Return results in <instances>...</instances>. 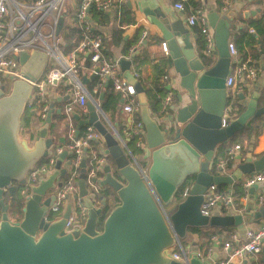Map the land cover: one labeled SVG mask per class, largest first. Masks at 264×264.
<instances>
[{"label": "water", "instance_id": "water-1", "mask_svg": "<svg viewBox=\"0 0 264 264\" xmlns=\"http://www.w3.org/2000/svg\"><path fill=\"white\" fill-rule=\"evenodd\" d=\"M137 1L146 11L148 19L161 28L182 88V92L177 94V104L172 106V110L176 111L175 117L162 129L150 114L143 86L130 70H126L131 61L120 60L125 77L135 85L142 105L141 118L147 129L145 156L151 161L148 176L155 193L140 169L130 162L118 139L100 120L94 104L89 100V117L84 119L76 113L75 118L79 126L94 125L104 135L107 143L105 153L110 154L114 162L100 169L102 179L93 178L99 185L98 190L89 187L86 159L82 162L77 182L79 192L75 198L82 197L88 208L85 225L81 229L65 231L71 203L61 218L45 221L51 203L47 195L60 184L57 183L58 177L66 174L67 168L62 167V159L68 153L71 155L72 151L61 155L55 170L39 184L33 185L31 194H24L22 218H10V205L5 202L6 192H14L15 182L26 184L29 171L48 155L53 142L49 134L55 99L50 103L46 121L36 126L37 137L33 144L20 133L22 117L34 89L29 81L41 77L48 60L43 51L37 50L32 54L23 51L19 59L25 79H13L8 94L0 88V264H184L173 260L170 254L175 251L177 242L187 237L190 228H243L245 216L251 222H258L264 217V205L257 210L248 209L245 216H206L200 209L204 193L210 185L223 184L232 188L233 183L243 175L264 167L260 161L252 163L251 156L240 162L242 155H237L235 159L239 164L230 173L227 168H214L217 146L241 130L250 117L262 111L257 109L258 96L253 94L247 102L246 94L239 93L238 98L245 110L238 119L222 127V118L230 101L226 89L232 62L228 46V18L221 17L217 12L209 14L211 26L216 31L218 54L215 62H209L204 55L196 53L190 40V30L174 16L173 8L162 0ZM241 11L245 17L250 16L251 11L244 10V1H237L227 17L235 18ZM63 27L64 17L59 30ZM135 56L136 53H133L132 58ZM95 78L96 73L90 77ZM88 81L84 78L83 83ZM68 97L57 99L67 100ZM190 177H193L190 195L168 214L176 195ZM257 186L250 187L249 192L254 194ZM108 191L116 193L119 203L100 227L104 210L112 202V195H105ZM94 192L101 197L99 206L90 196ZM211 258L216 260V255ZM191 264H212V260H202L195 254Z\"/></svg>", "mask_w": 264, "mask_h": 264}, {"label": "built area", "instance_id": "built-area-1", "mask_svg": "<svg viewBox=\"0 0 264 264\" xmlns=\"http://www.w3.org/2000/svg\"><path fill=\"white\" fill-rule=\"evenodd\" d=\"M67 0H0V88L5 94L12 87L13 79H25L22 73V63L19 59L23 51L30 54L39 50L47 54L48 60L46 68L41 77L36 81H29L33 86L32 97L27 103V109L36 114L39 125H42L48 116L50 103L58 87L63 86L65 96H69L64 106L65 139L63 143L53 141L49 148V153L32 170L29 171L27 182L22 189V193L32 191V186L39 184L46 179L56 168V164L64 152L72 151V154L62 159V167H67V172L59 176L55 198L45 215L46 222L58 220L67 210L69 203L72 204L71 212L67 218L65 231L71 232L81 229L88 217V208L82 197L75 198L79 192L78 180L82 170V162L86 159V178L91 189L98 190L99 185L93 178L102 179L100 169L104 168L108 159L97 146V141L104 138L102 133L91 124L84 125L81 131L75 114L79 113L86 119L89 114L88 101L91 97L90 91L84 85L82 72V59L86 54L89 57L88 73H96L98 82L94 86V93L100 94L103 87L108 85L109 90L119 93L124 97L122 104L123 112L130 114L133 119L129 127L125 129V134L132 140L133 148L127 144L128 141L120 137L121 142L127 150L130 162L136 165L145 176L146 181L152 188L148 176V168L143 164L150 165V158L145 156L147 146V131L143 120L135 116L140 109L137 99L135 85L130 83L119 73L118 60L111 58L105 52L104 37L99 32L93 22V10L97 12H109L115 7H121L126 0H80V3L71 13L65 10ZM189 0H178L175 7L184 10L185 2ZM228 2V0H226ZM229 7H223L227 12ZM64 17V25L69 23L77 27L80 41L72 50L66 51L63 48V37L59 25ZM190 26H198L205 39V53L212 56L216 49L215 35L211 30L206 13L201 8L192 9L187 16ZM255 31L254 27L249 28V33ZM144 32L142 39L146 36ZM229 50L233 57H237L239 52L234 41H230ZM161 47L165 55H169L170 49L167 41H162ZM133 50H131V53ZM251 59H245L237 63L228 73L226 78V88L232 92L237 89L243 90L247 82L257 78L260 68L251 63ZM136 76H139L136 74ZM12 77V78H11ZM162 83L170 82L168 74L162 76ZM10 81V83H7ZM61 88V90H63ZM60 90V91H61ZM238 90V91H239ZM235 96V94H233ZM230 96V101H232ZM235 98V97H234ZM99 113H103V108L99 97H92ZM229 101V102H230ZM174 102V92L169 89L161 97L160 114L163 120L169 122L173 119L171 107ZM232 110V106L228 107ZM225 113V112H224ZM229 124V116L226 114L222 118V127ZM37 133L32 130L27 131L26 138L30 144L36 141ZM122 145V144H121ZM87 149V150H86ZM241 145L236 144L227 148L226 158L218 162L217 169L227 168V161L234 159ZM143 157L144 162L139 158ZM70 162V163H69ZM122 183L124 180L118 178ZM264 183V168L252 174H247L241 178V186L245 193L241 196L240 202L243 205L255 204L258 208L264 204V191L254 194L248 193L249 188ZM192 184L186 185L182 191V196L186 199L190 195ZM155 193L154 189L152 188ZM90 196L95 201L96 206L101 204V197L98 193H91ZM70 200L69 203H67ZM237 197L233 189H221L219 185H210L204 193V200L201 204V213L212 216L216 208L236 207ZM238 242L235 244V242ZM227 250V257L219 264H243L245 258H251V264H260L257 261L258 255L264 249V221L258 226L251 227L245 232V240L240 242L239 233L233 231L230 239L224 243ZM197 255L202 260L211 257L210 250H193V246L185 245L184 240L178 241L175 251L171 252V258L191 264V259Z\"/></svg>", "mask_w": 264, "mask_h": 264}, {"label": "crops", "instance_id": "crops-1", "mask_svg": "<svg viewBox=\"0 0 264 264\" xmlns=\"http://www.w3.org/2000/svg\"><path fill=\"white\" fill-rule=\"evenodd\" d=\"M162 1H164L168 7L173 8L174 16L178 20H181L183 24L190 30V40L195 48L196 53L200 55H204L203 57L206 61L215 62L218 59L217 45L215 52L212 56L205 55V48H206L205 39L202 33L200 32L199 27L190 26L187 22V16L188 14L191 13L192 9L194 8H201L206 13L211 30L214 33V35L216 31L211 26L209 14H213L214 12H217L220 14L221 17L228 18L230 24L229 42L234 41L239 52L237 57H233L231 55L232 62L229 71L237 63L248 58L252 60L251 63L253 65L260 68V72L257 78L253 81L247 82V84L243 87V90L237 89L236 92H232L226 88L229 97L235 94L233 98L231 97L232 101L228 102V105L224 113L225 116L226 114L229 116V123L238 119L240 114L245 110V107L238 98L239 93L246 94L247 102L250 100L253 94L258 96L257 109H262V111L258 115L250 117L241 130L237 131L232 137H230L224 143H221L217 146L214 155V160L216 158L219 161L221 159H225V157L221 156L220 153L222 151L227 152L228 147L239 144L241 145V149L237 151L236 156L242 155V161L240 162H244L249 156H251L252 163L260 161L261 162L260 164H263L264 166V33H262V29L260 32L258 31V28L253 26V22L255 21L264 22V0H228V2H226V0H189L185 2L184 10H180L175 7V3L178 0H162ZM237 1H244V10H250L251 11L250 16L245 17L244 12L241 11L235 18L227 17L228 12L231 10V8L235 5ZM79 3L80 0H70L69 3H67L66 1L65 7L71 6V11L68 13L73 12ZM195 3L199 5L195 6ZM225 6L229 7L227 12L223 11V7ZM148 10L150 12H154L152 9L148 8ZM93 22L96 24L99 32H101L104 37L105 52L111 58L118 60L119 73L124 78L126 77L122 65L120 63V60L124 58L126 60L131 61L129 67H127L126 70H130L131 73L134 75V77L143 86L144 91L148 97V106L151 116L159 123L162 129H165L167 127V122L163 120L164 117L163 115L160 114V111L152 112V110H150V104H149L150 99L147 92V88L152 92L157 91L158 93L157 92L156 93L158 95V98H161L165 94L166 90L171 89L174 92L173 105L177 104V94L179 91L182 92V88H180V76L176 72L173 59L170 56V52L169 55L166 56L162 50L161 43L162 41H167V40L164 38L161 28L156 23L148 19L146 11L141 9V6H139L137 0H126L123 6L115 7L112 11L99 12L96 15L93 14ZM251 27L257 29L256 32L253 33L252 35L249 33V28ZM144 32H147L146 36L140 42L141 38L144 35ZM131 50H133L132 53ZM133 53H136L134 59L132 58ZM140 60L142 61L140 62ZM87 61L88 62H86V59H84L83 57L82 59L83 68L81 72V78L82 81L84 80V78H88L89 81L84 85L90 91V84L93 81V79H90L92 74H89L87 69L89 64V58L87 59ZM164 67H166L165 70L163 69ZM136 74H138L139 76H136ZM164 74H168L171 77L170 82L162 83L161 78ZM62 87L63 86H59L58 87L59 92H56V94L53 96V99H55V107L52 114V122H56L58 120L59 118L58 114L60 115L63 112L64 106L67 103V100L57 99L58 97L65 96L64 88ZM157 87H162L165 89L164 91L160 92L158 91ZM61 88L63 90H61ZM93 92H94V87H93ZM103 92L105 94L101 99V95ZM111 93L114 92H111L109 90L108 85H106L101 89L100 97H99L101 106L103 99L106 96H109ZM114 94H119V93H114ZM92 97L95 96L91 93V97L89 100H91L92 103L94 104ZM136 97L140 104L138 93ZM123 102H124V97L121 96V101L119 102V104H117L115 110H111L110 112H105L103 109V113H100L99 116H100V120L108 128L109 132H111L118 139L120 145L122 144L121 146L127 155L128 153L126 148L124 147L123 143H120L121 142L120 137L128 141L127 144H129V146L133 148L132 140H129L125 134V129L130 126L133 117L130 114L123 112L122 110ZM229 105L232 106L233 108L232 110L228 108ZM59 109H61V112H59ZM141 109H142V105L140 104V109L135 113V116L141 118ZM175 112L176 111L172 110L171 107V113L173 114V119L175 117ZM64 125L65 122L63 121L58 131H54L50 127L49 136L56 143L64 142L65 139ZM36 126H39L37 116L32 119V126L29 129H26V132L29 130H32V132L36 131ZM96 143L98 149L107 156L108 162L107 164L104 165V167L107 166L108 164H113L114 159L112 158V156L110 154L105 153V150L107 149V143L105 137L98 140ZM67 156L69 157L70 154L68 153L66 157ZM238 164L239 161L234 158L233 165L229 167L227 166V172L230 173L238 166ZM254 172L256 171H253L250 174ZM100 175L102 177V174ZM236 185L242 188L244 194L245 190L241 186V179L235 181L232 185V188H230L227 185H225L224 188L233 189L234 193L236 194V197H238L236 193ZM260 191H264V183L258 185L255 190V192L257 193H259ZM248 193L250 192L248 191ZM241 196L238 199L241 208H239L237 204L236 207L229 208L228 210L224 209L223 207H219L216 208L214 214H243L245 216L246 211L248 209H254V210L258 209V206L252 203L243 205L240 202ZM69 202L70 200L67 203ZM263 221H264V217L261 218L260 221L258 222L255 221L251 222L246 220V216H245L243 228H240L238 226L226 227V229H221L222 227L219 226L205 228L210 233L215 232L213 233L212 236V240L215 241V243L214 246H212L211 248L200 247V244L202 243L200 240V236L198 233L192 231L190 232L189 237L184 242L185 245L193 246V250L200 249L207 251L211 249V257L213 254H215L216 260H213L211 257L206 260H212V264H219L220 261L225 259L228 255L227 250L224 249V243L230 239V234L233 231L239 233L240 242H243L245 240V232L247 230V227L258 226ZM237 243L238 242L236 241L235 244ZM251 261H252L251 258H245L243 264H251L252 263ZM257 261L260 262V264H264V249L258 255Z\"/></svg>", "mask_w": 264, "mask_h": 264}, {"label": "trees", "instance_id": "trees-1", "mask_svg": "<svg viewBox=\"0 0 264 264\" xmlns=\"http://www.w3.org/2000/svg\"><path fill=\"white\" fill-rule=\"evenodd\" d=\"M199 4L195 3V6H198ZM93 14H97L99 12L93 10L92 11ZM253 26L258 28V31L261 32L262 29V33H264V22H253ZM257 29H255V31L253 33L256 32ZM78 29L75 26L70 25L69 23H66L64 25V27L61 30V34L63 37V48L68 52L70 50H72L75 46H77V44L80 41V37L77 33ZM253 33H250L251 35ZM243 41V40H242ZM130 49V48H129ZM89 57L85 54L84 55V59H87ZM142 60H140L141 62ZM166 66V65H163ZM162 66V67H163ZM161 67V68H162ZM166 67H164L163 69L165 70ZM98 82V78H96L95 80H93L90 84V91L91 93L95 96V97H100V94H96L93 92V87L94 85ZM158 91L162 92L164 91L165 88L162 87H157ZM147 92L149 95V99H150V110H152V112H157L160 111V107H161V98H158V95L156 92H152L147 88ZM121 101V95L120 94H114L111 93L109 96H106L103 101H102V108L104 109L105 112H110L111 110H115L117 104H119V102ZM36 117V114L33 113L31 110L26 109L23 117H22V126H21V135H25L26 129H29L32 126V119ZM58 120L56 122H52L51 124V128L54 131H58V129L60 128L62 122L64 121V113L62 112L60 115L58 114ZM85 129V126H81V131H83ZM226 152L222 151L220 153L221 156H224L226 158ZM218 159L216 158L214 160V168L217 169V164H218ZM233 165V159H229L227 161V166H232ZM193 180V177H190V179L186 182V184L180 189V191L178 192V194L176 195L175 198V202H174V206L168 210V214H171L173 210H175L178 206V204L180 202H182L184 200L183 196H182V191L185 188L186 185L191 184V181ZM15 189L14 192L11 193L9 190L6 192L5 194V202L7 204L10 205L9 207V215L10 218L12 220H19L22 218L23 215V206H24V201H25V197L22 194V189L24 187V185H22L19 182H15ZM219 187L221 189H224L225 185L221 184L219 185ZM112 195V202L106 207V209L104 210V213L101 217V226L103 224V221L105 220V218L107 217V215L109 214V212L112 210V208H114L118 203H119V198L117 197L115 192L112 191H108L105 192V195L108 194ZM236 193H237V205L239 208H241V206L239 205L238 199L239 197L243 194V190L240 186L236 185ZM0 217H1V207H0ZM221 229H226V227H222ZM190 231L192 232H196L199 234L200 236V240H201V244L200 247H206V248H211L212 246H214L215 241L212 240V236L213 233H210L208 230H206L205 228H198V227H192L190 228ZM225 240V238H224Z\"/></svg>", "mask_w": 264, "mask_h": 264}, {"label": "rangeland", "instance_id": "rangeland-1", "mask_svg": "<svg viewBox=\"0 0 264 264\" xmlns=\"http://www.w3.org/2000/svg\"><path fill=\"white\" fill-rule=\"evenodd\" d=\"M70 2V0H67V3H69ZM68 5V4H67ZM65 10H67V12H70L71 11V6H66L65 7ZM7 83H10V81H8ZM6 88L8 89V91L10 92V88L8 87V86H6ZM64 133H65V131H64ZM63 133V134H64ZM26 134H27V132H25V135H23L22 137H25L26 138ZM139 160H140V162H144V159H143V157L141 156L140 158H139ZM145 167H147L148 168V166L149 165H147V164H143ZM190 230L188 231V235H187V237L184 239V241L189 237V234H190Z\"/></svg>", "mask_w": 264, "mask_h": 264}, {"label": "flooded vegetation", "instance_id": "flooded-vegetation-1", "mask_svg": "<svg viewBox=\"0 0 264 264\" xmlns=\"http://www.w3.org/2000/svg\"><path fill=\"white\" fill-rule=\"evenodd\" d=\"M56 184H57V183H56ZM56 189H57V187L54 188V189H51V190L49 191L48 195H47L48 198H51V203H50V205L52 204L53 199L55 198ZM25 193H27V194H31L32 191L29 190V191H26ZM25 193H22L23 196H24ZM50 205H49V207H50ZM48 210H49V209H48ZM19 220H20V219H19Z\"/></svg>", "mask_w": 264, "mask_h": 264}]
</instances>
